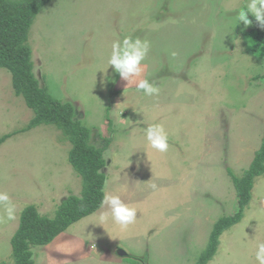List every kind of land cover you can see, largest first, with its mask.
Wrapping results in <instances>:
<instances>
[{
    "label": "rangeland",
    "instance_id": "1",
    "mask_svg": "<svg viewBox=\"0 0 264 264\" xmlns=\"http://www.w3.org/2000/svg\"><path fill=\"white\" fill-rule=\"evenodd\" d=\"M248 3L50 0L41 8L27 40L33 74L73 106L91 145L108 142L104 192L136 207L138 219L126 229L111 217L101 223L99 213L109 211L101 207L50 244L31 247L33 264H195L214 223L236 213L232 176L248 168L264 138V49L248 53L242 32L255 25L237 16ZM125 36L151 43L143 72L128 85L107 64L113 41ZM140 79L158 85L159 94L137 91ZM32 116L0 69V137L9 135L0 144V191L16 206L9 220L0 205V264L14 263L10 241L25 207L51 218L81 192L62 133L49 126L21 132ZM156 123L168 133L166 153L144 138L143 129ZM262 242L259 176L243 218L220 235L208 264H258Z\"/></svg>",
    "mask_w": 264,
    "mask_h": 264
},
{
    "label": "trees",
    "instance_id": "2",
    "mask_svg": "<svg viewBox=\"0 0 264 264\" xmlns=\"http://www.w3.org/2000/svg\"><path fill=\"white\" fill-rule=\"evenodd\" d=\"M49 1L0 0V69L10 74L14 95L22 98L33 113L21 132L40 126L60 131L71 145L68 161L80 177L82 186L80 195L68 196L51 218L41 215L32 205L23 209L18 228L10 241L13 264H33L31 247L50 244L72 224L100 209L106 181L103 154L108 142L101 148L91 145L90 129L76 120L73 106L52 97L48 89L40 85L32 71L28 32L36 15ZM253 24V29L242 32L244 40L251 44L249 54L257 49H264V29L254 19ZM8 137L9 135L0 137V144ZM259 176H264V138L248 168L239 178L232 176L237 194L236 213L214 223L207 245L195 264H208L217 252L220 235L241 221L250 200L254 180Z\"/></svg>",
    "mask_w": 264,
    "mask_h": 264
},
{
    "label": "clouds",
    "instance_id": "3",
    "mask_svg": "<svg viewBox=\"0 0 264 264\" xmlns=\"http://www.w3.org/2000/svg\"><path fill=\"white\" fill-rule=\"evenodd\" d=\"M237 16L239 22H242L246 27L253 23V20L249 19V17H252L264 29V0H249L246 9L240 10ZM150 47L149 40H142L139 37L125 36L123 40H114L107 64L122 80L127 81L128 85L133 78L140 76L143 72L142 62L148 56ZM172 55L175 56L176 53H172ZM136 90L142 91L146 96H156L160 92L159 86L148 79H140L136 85ZM117 118L121 119V115ZM143 134L152 149L160 153L169 151L171 145L163 124H150L143 129ZM153 187L155 186L153 185ZM0 205L3 206L7 219H16V206L7 192L0 191ZM105 206L109 211L99 213L98 219L101 223L106 222L111 217L115 223L126 229L129 225L137 222L136 207L124 203L119 195L110 193L107 190H105L101 201V207ZM255 259L258 264H264V242L257 244Z\"/></svg>",
    "mask_w": 264,
    "mask_h": 264
},
{
    "label": "water",
    "instance_id": "4",
    "mask_svg": "<svg viewBox=\"0 0 264 264\" xmlns=\"http://www.w3.org/2000/svg\"><path fill=\"white\" fill-rule=\"evenodd\" d=\"M117 254H118L119 256H125V253H124L123 251H121V250H119Z\"/></svg>",
    "mask_w": 264,
    "mask_h": 264
}]
</instances>
